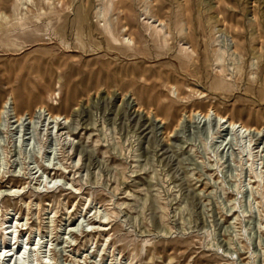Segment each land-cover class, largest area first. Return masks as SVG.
Returning <instances> with one entry per match:
<instances>
[{"label":"rangeland","instance_id":"obj_1","mask_svg":"<svg viewBox=\"0 0 264 264\" xmlns=\"http://www.w3.org/2000/svg\"><path fill=\"white\" fill-rule=\"evenodd\" d=\"M20 2L0 109L35 116L0 123V264H264V0Z\"/></svg>","mask_w":264,"mask_h":264},{"label":"bare ground","instance_id":"obj_2","mask_svg":"<svg viewBox=\"0 0 264 264\" xmlns=\"http://www.w3.org/2000/svg\"><path fill=\"white\" fill-rule=\"evenodd\" d=\"M3 1H5V0H0V6H1V3H3ZM21 4H22V0H21V2H20ZM236 48V47H235ZM236 50V49H235ZM235 52V51H234ZM223 55L220 53V54H218L217 56H216V59H215V62L216 63H221L222 62V60H223ZM12 95V94H11ZM10 95V96H11ZM16 99V98H15ZM4 103H3V105H2V107H1V109H0V123H1V121L5 118V116H6V113H7V107H8V105H11L12 106V110H13V114H14V117L16 118V122L17 123H21V121H22V119L25 117V116H27L28 117V119L29 120H33V118H34V116H31L28 112H26L25 114H20V113H18L17 111H16V107H14L15 105H13V98H12V96L11 97H9L6 101L4 100L3 101ZM16 103V102H15ZM37 112H40V111H46V108L45 107H38L37 109ZM20 112V111H19ZM34 114H36V113H34ZM210 114H211V110H209L207 113H202V112H200V111H197V112H195V111H191V112H186V117H188L189 119H194L195 117H197V116H201V117H203V118H208L209 116H210ZM40 115V114H39ZM48 119H51L52 120V122L54 123H56V124H58L59 126H61L62 125V122H61V119H63L64 121H67V118L66 117H62L61 115H58V114H56V115H52V114H50V113H48ZM218 118H220L221 119V121H223L224 123H226V124H228L229 126L228 127H230L231 129H233V130H237V131H239L240 132V134L241 133H247V132H251V131H253V130H251V129H249L248 127H246V126H244V125H242V124H238V123H234V122H231L230 120H227L226 118H224V117H218ZM61 129H58V132L60 131ZM256 130V129H255ZM20 189V188H19ZM10 190V194L13 192L14 193V188H12V189H9ZM2 191H0V193H1ZM9 194V195H10ZM101 226H104L102 223L100 224ZM18 228V227H17ZM100 231H105V230H103V229H101ZM32 233V232H31ZM30 239V238H29ZM23 243V242H22ZM16 244V243H15ZM39 244V243H38ZM12 246H16V245H12ZM9 247H11V246H9ZM12 249V248H11ZM10 251V250H9ZM20 251V250H19ZM26 254H28L27 253V251L26 250H24L23 252H19L18 254H17V256L15 257V264H26V262H27V259H26ZM3 256H7V254L6 255H3V254H0V259L3 257ZM11 258H13V257H11ZM30 258V257H29ZM38 260V259H37ZM45 260V259H44ZM44 260L42 261L41 260V264H48L47 262H44ZM35 261V260H34Z\"/></svg>","mask_w":264,"mask_h":264}]
</instances>
